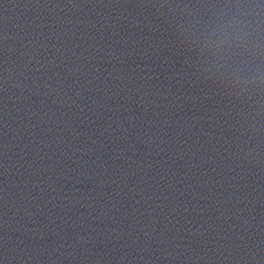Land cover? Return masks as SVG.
Returning <instances> with one entry per match:
<instances>
[{
	"label": "clouds",
	"instance_id": "9594fccd",
	"mask_svg": "<svg viewBox=\"0 0 264 264\" xmlns=\"http://www.w3.org/2000/svg\"><path fill=\"white\" fill-rule=\"evenodd\" d=\"M251 50L253 51L254 56H258L261 51H264V48L261 47L260 42L257 39L252 45ZM238 71L246 74L244 76L238 75L237 83L244 85L246 88L264 90V63L257 61L240 68Z\"/></svg>",
	"mask_w": 264,
	"mask_h": 264
}]
</instances>
